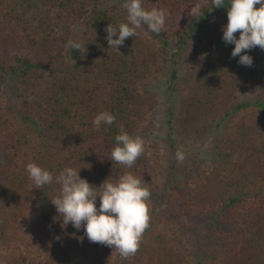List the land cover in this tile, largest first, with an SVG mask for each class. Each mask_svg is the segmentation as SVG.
<instances>
[{"label": "trees", "instance_id": "trees-1", "mask_svg": "<svg viewBox=\"0 0 264 264\" xmlns=\"http://www.w3.org/2000/svg\"><path fill=\"white\" fill-rule=\"evenodd\" d=\"M123 3L0 0L2 33L21 34L15 47L21 56L0 59V80L15 81L20 99L19 106L12 105L0 91V147L8 153L0 166V230L16 231L41 202L57 216L51 198L59 195L60 185L54 180L35 188L25 170L28 163L53 176L66 167H82L80 176L96 187L107 178L114 182L131 172L153 191L160 177L161 151L145 133L157 104L150 87L167 75L174 86L178 65L189 51L199 69L192 85L184 80L185 86L194 87L183 106L180 133L187 139L222 130L214 161L186 189L185 205L191 216L205 217V237L213 244L203 262L264 264V50L257 47L248 52L251 67L240 65L239 57L231 56L234 45L222 41L227 8H213L211 0H142L147 10L167 11L165 28L155 34L142 26L136 37L118 46L119 53L108 46L105 29L127 22ZM32 10L38 14L29 18ZM196 13L199 20L194 18ZM81 21L90 31L86 57L68 74L47 82L44 68L64 62L62 45L71 26ZM102 111L113 114L115 122L96 129L93 120ZM121 128L144 141V152L131 168L109 160ZM57 226L61 228V221ZM62 231L71 246L79 245L98 264L121 257L114 247L89 242L83 228L77 231L69 224ZM147 231L138 251L127 259L121 257L123 264L203 263L180 238L156 231L150 239ZM51 252V261L59 264L57 249ZM3 264L33 263L23 253L12 252Z\"/></svg>", "mask_w": 264, "mask_h": 264}, {"label": "rangeland", "instance_id": "rangeland-1", "mask_svg": "<svg viewBox=\"0 0 264 264\" xmlns=\"http://www.w3.org/2000/svg\"><path fill=\"white\" fill-rule=\"evenodd\" d=\"M19 2L21 3L22 0ZM36 13L37 10H32L27 16L34 17ZM11 25L15 30L17 29L15 23ZM8 31L2 33L0 29L1 60L6 57L13 59L16 55L21 56V53L15 49L19 46L17 38L21 37V34L15 33L9 36ZM61 33L58 29L57 35L61 36ZM89 39L90 31L83 21L71 26L67 42L62 45L64 62H57L55 65L44 68L46 81H51L54 76L68 74L75 64L82 60L83 53L80 50H72L70 42H82L86 47ZM190 54L188 51L183 55L185 61L181 60L178 65L179 79L174 86H170V76L167 75L154 81L150 87V91L156 96L157 104L149 118L150 122L145 124V133L148 140L158 144L160 148L161 168L158 185L150 192L151 196L148 200L150 220L146 235L151 239L154 232L162 231L169 236L180 238L186 247L192 248L197 253L196 258H200L199 262L202 263L206 254L212 252L213 244L209 237H205V233L208 232L207 228H203L206 224L205 217L203 219L197 217V213L191 216L189 208L185 205L186 189L192 178L196 177L198 172L206 171L214 161L215 147L222 137V130L213 131L207 136L201 134L187 139H184L180 133L179 120L183 106L189 99L188 90L194 87L185 86L187 82L184 80H191L190 85H192L195 82L193 81L195 72L199 69L196 57ZM16 86L15 81L0 80V91L3 96L10 100L12 105L19 106V92ZM184 87L188 88L184 91ZM178 153L183 155L182 160L177 159ZM6 158H8L7 148L0 147V166L6 163ZM188 201H193V198ZM41 203L37 211L32 212L13 233L9 229L0 230V233L5 235L3 238L0 234V264H3L12 252L15 255L23 253L33 264H54L51 261L53 255L51 250L55 249L62 259L59 264H98L88 258L79 245L71 246V240L67 239L66 234L57 226V221L54 222V216L49 212L47 205H41ZM121 260L118 256L111 264H123Z\"/></svg>", "mask_w": 264, "mask_h": 264}, {"label": "clouds", "instance_id": "clouds-1", "mask_svg": "<svg viewBox=\"0 0 264 264\" xmlns=\"http://www.w3.org/2000/svg\"><path fill=\"white\" fill-rule=\"evenodd\" d=\"M211 3L213 8H227L222 41L234 45L231 56L239 57L240 65L251 67L253 58L248 52L257 47L264 50V0H228L227 7L225 0H211ZM123 7L127 11V22L117 27L109 24L105 29L108 46L117 52L120 53L118 46H123L127 38L136 37L137 29L142 26L155 34L165 28L168 16L165 9L147 10L142 6V0H124ZM198 16L196 13L194 18L199 20ZM236 33H239L238 38ZM70 48L80 50L84 54L81 59L86 57L87 48L82 42H70ZM114 122L113 114L102 111L95 116L93 126L100 129ZM114 141L109 160L125 168H131L144 152L143 139L131 137L122 128ZM177 159L182 160L183 155L178 153ZM81 168L66 167L53 176L36 163L25 166L35 188H43L54 180L60 185L59 195L51 198L57 213L54 222L61 221L62 229L69 224L77 231L83 228L89 242L114 247L122 258L127 259L138 251L142 235L149 226L150 190L143 186V178L131 172H125L114 182L107 178L96 187L80 176Z\"/></svg>", "mask_w": 264, "mask_h": 264}]
</instances>
